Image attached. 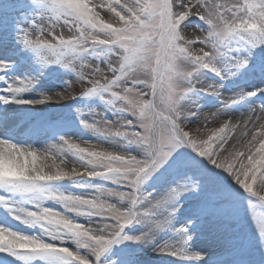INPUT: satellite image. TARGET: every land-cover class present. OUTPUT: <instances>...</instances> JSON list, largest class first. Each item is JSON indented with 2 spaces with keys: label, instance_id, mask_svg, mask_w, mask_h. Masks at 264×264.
Returning a JSON list of instances; mask_svg holds the SVG:
<instances>
[{
  "label": "snow or ice",
  "instance_id": "obj_1",
  "mask_svg": "<svg viewBox=\"0 0 264 264\" xmlns=\"http://www.w3.org/2000/svg\"><path fill=\"white\" fill-rule=\"evenodd\" d=\"M193 16L202 23H191ZM0 48L30 54L36 66L9 75L15 63L0 56V128L20 119L13 105L98 96L119 127L113 130V121L95 108H87L89 122L78 107L80 125L97 141H123L116 145L120 151H108L91 140L85 147L73 136L58 135L41 149L0 135V210L30 229L0 220V264H138L127 242L155 245L157 253L194 264L204 261L208 254L192 245L194 221L177 222L185 195L202 191L201 180L189 174L196 161L186 150L243 189L255 225L251 240L226 237L212 264H248L249 252L259 253L264 264V103L249 105L240 148L233 146L227 156L221 153L239 124L223 121L207 134L189 126L190 118H200L194 98H219L217 113H226L264 93V87L241 88L221 99L223 82L231 77L247 71L264 78V0H0ZM50 65L71 70L76 79L62 91L26 98ZM189 103L195 111H185ZM163 172L171 177L164 191H147L146 182ZM229 207L223 189L209 187L196 220L218 225ZM137 225L142 230H134ZM162 232L173 235L156 244Z\"/></svg>",
  "mask_w": 264,
  "mask_h": 264
},
{
  "label": "rangeland",
  "instance_id": "obj_2",
  "mask_svg": "<svg viewBox=\"0 0 264 264\" xmlns=\"http://www.w3.org/2000/svg\"><path fill=\"white\" fill-rule=\"evenodd\" d=\"M107 0H94V3H106ZM101 11V15L107 21L116 22V17L108 12L106 9H98ZM29 18H31V13L28 14ZM190 22L193 24H201L202 22L198 17H190ZM21 23L25 26L27 25V20L22 19ZM66 31V30H65ZM188 31V30H187ZM189 33V32H188ZM7 55L10 59H12L16 65V63H21L22 67L15 68L13 70H9V75L21 74L25 70L32 69L36 71V66L32 64L30 60V54L27 56L21 55L19 52L7 54L6 51H2L0 48V56ZM259 53H257V57L254 59H258ZM60 70L52 72V68L49 66L44 73L40 76L39 83L36 85L35 89L29 92H25L24 95L26 98L33 99L37 98V95L40 91H48V92H57L62 91L68 81H74L76 79V75L74 72L68 69H64L60 67ZM63 69L66 73H63ZM52 72V73H51ZM139 75V74H138ZM61 76L62 81L61 84H49L44 85L43 82L50 81L54 83L56 77ZM140 78H144L140 75ZM208 78L214 81H218L217 77H214L211 73L208 74ZM211 82V81H209ZM65 84V85H63ZM79 85V84H77ZM51 86V87H50ZM4 87V83L0 81V88ZM264 87V78L259 76L249 75L247 71L242 74H238L235 77H231L228 80L223 82V87L221 88V99H227L232 96L233 93L240 91L243 88L245 91H251L255 88ZM63 102V101H59ZM57 101L47 102L45 104H41V106L50 105L51 113L50 118L53 126L58 129L57 136L52 137L51 139L43 140L41 142V146L44 148L48 143L53 142L58 138V135H70L77 142L81 143V146H88L84 143L86 140H91V143L97 145L100 149H106L108 151H120L121 149L117 147L119 143H123V141H114L112 143H105L103 141L95 140V137L92 135V132L88 129L83 128L79 119L77 118L76 108H82L83 118L88 119L89 122L93 121V117L89 115L87 112V108H95L97 112H105L107 119L113 121L112 128L115 130L119 127L117 120L118 117H114L111 111H106V105L104 101H101L98 96L90 97V98H77L75 100H66L62 104H58ZM256 103H264V93H259L258 95L248 98L246 101L241 102L236 105L230 112L226 113H217V108L220 107V99L212 96H200L199 98H194L193 105H200V118L196 120L195 118H190L189 126L193 129H200L202 132L206 133L207 129L219 127L223 121H231L233 124H239L240 127L234 133H229L230 136H233V139H230L229 142L225 145V151L221 153L222 156H227L229 151H233L235 149L240 148V144L237 142L241 139V131L243 130L242 121L247 118L249 115L248 108L249 105ZM40 105V104H39ZM191 103L185 106V111H195V107H193ZM38 104L35 105H13L12 110L17 114L20 119L17 123H22L28 119V117H32L35 113L38 115H43L47 112V108H38ZM5 106L0 105V108ZM213 114H216L215 117ZM207 117V119H205ZM131 118V117H129ZM96 120H102L101 116H96ZM64 125V126H62ZM103 127V125H101ZM251 128V125L248 126ZM52 130V128H51ZM70 131V133H69ZM0 134H4L3 130H0ZM207 134V133H206ZM206 134L204 138H206ZM247 138H250L247 137ZM243 138V139H247ZM32 145V144H31ZM34 146V145H32ZM235 146V149L234 147ZM131 149L134 151L135 146H131ZM188 158H195V165L191 168L189 174H192L194 178H199L202 182V191L199 196L194 194L185 195L183 206L178 214V223L184 222L187 220H193V232L195 233L194 239L192 241V245L195 249H197L198 244H206L207 239L211 238L212 247L209 250H202L209 253H219L225 243V238H230L233 242H241L245 240H251L255 234V225L249 217V213L246 207L245 197L246 193L243 192V189L240 188L239 185L235 183V181L231 178V176L218 168H215L210 162L205 159H201L195 156L194 153H190V150H187ZM69 160V166H72L73 158L69 155L67 156ZM76 166H79L78 164ZM202 173V175H200ZM163 176H168V181L163 179ZM98 180L93 181L96 183ZM67 182V183H65ZM63 182V186L66 188H71V184L68 181ZM171 182V177L167 172H163V174H158L157 178H152L150 181L146 182L145 188L147 191H152L156 189L154 194H159L163 192L166 183ZM110 184V183H108ZM106 187H112L105 185ZM209 187H219L223 189L226 197L230 200V207L228 209L227 214L222 218L219 224H211V223H201L196 220V211L200 207L201 201L204 198V194L208 191ZM76 191H80L81 189H74ZM126 190V189H122ZM86 191V190H84ZM228 191L232 192L234 195L229 196ZM49 206H52V202H47ZM219 203L224 204L226 201H220ZM259 211V210H258ZM249 217V218H248ZM0 220H4L12 226H19L25 229V226L19 224V222L12 220L10 217H6L5 213L0 210ZM30 230V229H26ZM134 230H142L141 226H134ZM172 233L170 232H162L158 234L156 238V244H159L163 240L169 239L172 237ZM69 247H74L71 243L68 245ZM130 250L134 252L138 260V264H194V262L181 260L177 257H172L165 254H160L153 251L155 245L150 246H142L136 245L132 242H127L126 245ZM124 246H115L116 249H119ZM114 257V255L112 256ZM217 255H207L204 261L198 262V264H212V261L216 259ZM259 253L249 252L248 253V263L259 264ZM27 264H32L31 261H26Z\"/></svg>",
  "mask_w": 264,
  "mask_h": 264
},
{
  "label": "bare ground",
  "instance_id": "obj_3",
  "mask_svg": "<svg viewBox=\"0 0 264 264\" xmlns=\"http://www.w3.org/2000/svg\"><path fill=\"white\" fill-rule=\"evenodd\" d=\"M188 32H189V34H191V32H192V29L191 28H189L188 29ZM79 86L80 85H75V87H77V88H79ZM66 100H64L63 102H59L58 104H62V103H64ZM45 104V103H44ZM51 106V104L50 105H45V106H41V104L39 105L38 104V108H41V109H43V108H49ZM77 167H79V166H77ZM212 247H214V246H212V242H211V238H210V236H209V238L207 239V242H206V244H198L197 245V250H209V249H211ZM201 250V251H202ZM215 254H217V253H209L208 255H215Z\"/></svg>",
  "mask_w": 264,
  "mask_h": 264
}]
</instances>
